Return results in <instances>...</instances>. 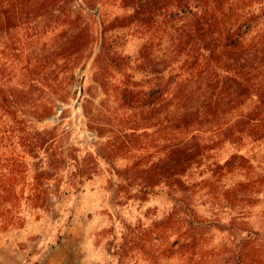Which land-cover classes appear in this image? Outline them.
I'll use <instances>...</instances> for the list:
<instances>
[{
  "label": "trees",
  "instance_id": "trees-1",
  "mask_svg": "<svg viewBox=\"0 0 264 264\" xmlns=\"http://www.w3.org/2000/svg\"><path fill=\"white\" fill-rule=\"evenodd\" d=\"M90 72L82 156L66 121ZM103 164L128 200L169 201L155 258L264 264V0H0V223L32 171V197L55 179L63 199Z\"/></svg>",
  "mask_w": 264,
  "mask_h": 264
},
{
  "label": "rangeland",
  "instance_id": "rangeland-1",
  "mask_svg": "<svg viewBox=\"0 0 264 264\" xmlns=\"http://www.w3.org/2000/svg\"><path fill=\"white\" fill-rule=\"evenodd\" d=\"M85 91L71 102L72 114L66 121L72 130L67 144L82 156L98 140L92 131L83 129L84 99L95 109L106 97L92 72ZM62 167L64 181H72L77 167L68 162ZM110 170L103 164L97 172L87 171L82 187L63 199L54 193L55 179L37 188L38 199L32 197L34 187L28 185L37 181L32 171L21 203L7 214L6 224L0 223V264H167L166 258H160L162 245L154 253L160 257L155 258L142 241L148 238L149 228H160L169 201L163 197L128 200L118 189L120 179Z\"/></svg>",
  "mask_w": 264,
  "mask_h": 264
}]
</instances>
